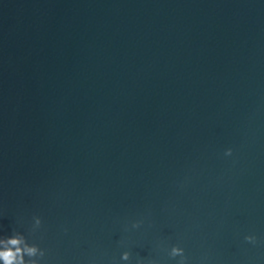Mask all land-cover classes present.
<instances>
[{
  "label": "water",
  "instance_id": "water-1",
  "mask_svg": "<svg viewBox=\"0 0 264 264\" xmlns=\"http://www.w3.org/2000/svg\"><path fill=\"white\" fill-rule=\"evenodd\" d=\"M16 231L41 264H264V0H0Z\"/></svg>",
  "mask_w": 264,
  "mask_h": 264
},
{
  "label": "clouds",
  "instance_id": "clouds-1",
  "mask_svg": "<svg viewBox=\"0 0 264 264\" xmlns=\"http://www.w3.org/2000/svg\"><path fill=\"white\" fill-rule=\"evenodd\" d=\"M232 154V149L225 151L226 156ZM32 232H35L42 225V219L39 216L33 217ZM142 221L132 224L133 228H139ZM245 240L255 243L256 237L253 235L245 236ZM46 252L36 243H29L28 238L21 232L16 231L10 236L0 237V261L3 264H41V260L45 257ZM169 255L172 258L180 257L178 264H186L184 249L178 245L171 247ZM130 252L125 251L121 255L123 261H129ZM137 264H144L143 260H138ZM151 264H156L152 261Z\"/></svg>",
  "mask_w": 264,
  "mask_h": 264
}]
</instances>
